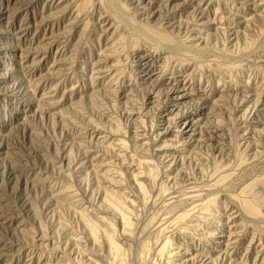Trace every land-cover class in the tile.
<instances>
[{
  "label": "rangeland",
  "instance_id": "rangeland-1",
  "mask_svg": "<svg viewBox=\"0 0 264 264\" xmlns=\"http://www.w3.org/2000/svg\"><path fill=\"white\" fill-rule=\"evenodd\" d=\"M151 263L264 264V0H0V264Z\"/></svg>",
  "mask_w": 264,
  "mask_h": 264
},
{
  "label": "bare ground",
  "instance_id": "bare-ground-1",
  "mask_svg": "<svg viewBox=\"0 0 264 264\" xmlns=\"http://www.w3.org/2000/svg\"><path fill=\"white\" fill-rule=\"evenodd\" d=\"M110 1V0H109ZM111 2H109V4H110ZM107 5H108V3H107ZM110 6V5H109ZM113 6V5H112ZM118 8V7H117ZM193 124H192V121L191 120H189V119H186V120H183V123H182V126H183V128H182V131L184 130V131H188L189 130V127L190 126H192ZM212 134H214L213 136L214 137H218V133L216 132V131H212ZM122 144V146H124L125 144H124V142H122V141H120L119 142V145H121ZM124 144V145H123ZM253 166V165H252ZM258 167V166H257ZM256 167V168H257ZM252 168V167H251ZM255 168V169H256ZM254 169V168H253ZM254 169V170H255ZM245 170V169H244ZM150 175V173L148 174V177L149 178H151L152 176H149ZM139 178H141V177H134V179H133V181H134V185H135V187H137V189L139 190V192H141L142 194H144V187H143V184L141 183V181H140V179ZM147 178V177H146ZM143 180V179H142ZM151 181V180H150ZM112 182V181H111ZM220 182V181H219ZM220 185V183H216L215 182V184H213L212 186L214 187V186H216V188H217V185ZM222 187V186H221ZM221 187L219 186V191H222V192H224V190H222L221 189ZM215 188V187H214ZM217 190V189H216ZM201 189H196V190H194V191H189L188 193H187V196H186V199H188V200H190V201H193V202H199V201H201ZM226 192H224V194H225ZM107 196H108V194H107ZM109 196H111L113 199H110L109 201H107V207H109L110 209H111V211L114 213V215H115V217H116V219L118 220V222H119V224L121 225V228H122V234L126 237V236H128V232L130 231V225H131V223H130V221H129V213H131V212H129L128 214H127V212H128V210H130L129 208V205L127 206L125 203H124V201L122 202V201H120L118 198H116V197H118V196H116V195H114V196H112V195H109ZM108 196V197H109ZM116 196V197H115ZM110 197V198H111ZM144 197V196H143ZM225 197L228 199V201L230 202V203H232L233 205H236V206H238L239 207V211H246V212H249V214L251 213H253L254 212V208H252L247 202H239L238 203V198H236V197H234V196H231V195H227V194H225ZM123 198V197H122ZM121 198V199H122ZM165 198V197H164ZM105 199V198H104ZM109 199V198H108ZM107 200V199H106ZM113 200V201H112ZM165 200V199H164ZM165 201H167L166 203H168V204H166L165 202H164V204H166L165 205V207L166 206H168V207H172V203L173 202H177V201H179V199L177 198V197H170L169 199L167 198ZM213 201H214V199L213 198H210V199H208L205 203H199L198 204V206L200 207V208H204V207H206V206H210L212 203H213ZM130 203H132V202H130ZM134 203V202H133ZM128 204V203H127ZM163 204V203H162ZM162 206V205H161ZM238 207H237V210H238ZM167 208V207H166ZM239 211H237L238 213H239ZM243 211V212H244ZM245 212V213H246ZM257 214V213H256ZM254 215V214H253ZM258 215V214H257ZM101 218V217H100ZM184 218H185V215H183V214H179V215H177V216H175L174 218H173V221L174 222H181V221H183L184 220ZM84 220V219H83ZM85 221V220H84ZM90 221V220H89ZM98 221V220H97ZM101 223H103V221H104V226H105V228H104V231L102 232L103 233V240H104V242H105V244L107 245V248H108V252L109 253H111L110 254V256L112 257V255H113V257L115 258V255H116V257H118L119 259H118V261L121 259L120 257H122V259H123V256L121 255L120 256V254H121V250L122 249H120L121 248V246L115 241V239H114V237H113V234H115V232H116V227H115V225L113 224V223H110V222H106L103 218H101ZM83 223H86V221L85 222H83ZM88 223V222H87ZM84 224L85 225V227L87 228V231L89 232V235L91 236V239H92V242H93V244L94 243H96V245H97V242H99V239H98V237H97V235H99V234H97L98 233V227H95L94 225H92V224ZM91 223V222H90ZM98 225V224H97ZM150 226V225H149ZM151 227V226H150ZM162 228V227H161ZM132 229V228H131ZM143 229V228H142ZM99 230H101L100 228H99ZM147 230H149V229H147ZM145 231V230H144ZM162 231V230H161ZM132 231H130V233H131ZM102 235V234H101ZM130 237V236H129ZM137 237V236H136ZM98 239V240H97ZM132 239V238H131ZM142 240V239H141ZM138 241V240H137ZM144 242V241H143ZM99 244H100V242H99ZM99 244L97 245V246H99ZM169 244V242L168 241H164V243L160 246V248H159V250H162L163 248H165L167 245ZM170 245V244H169ZM144 247H145V245H143ZM142 246V250H143V247ZM152 246H153V244H152ZM167 248V247H166ZM165 248V249H166ZM150 249V248H149ZM146 250V249H145ZM147 251V250H146ZM122 252H123V250H122ZM144 252V251H143ZM162 252H163V250H162ZM161 252V253H162ZM148 253V252H147ZM147 253H146V255H147ZM161 253H160V251H158V253L157 254H160V256H162L161 255ZM123 254V253H122ZM145 254V253H144ZM144 254H142V255H144ZM140 256H141V252H140ZM159 256V257H160ZM145 256H143V258H144ZM114 258L112 259V260H114ZM140 258H142V257H140ZM147 258H148V256H147ZM123 261V260H122ZM121 261V262H122ZM144 261V260H143ZM142 261V262H143ZM113 262V261H112ZM151 262V261H150ZM144 263H146V262H144ZM154 263V262H153ZM152 264V263H151Z\"/></svg>",
  "mask_w": 264,
  "mask_h": 264
}]
</instances>
